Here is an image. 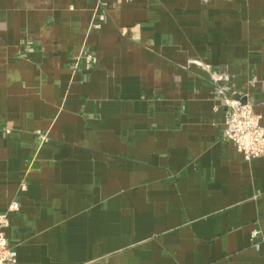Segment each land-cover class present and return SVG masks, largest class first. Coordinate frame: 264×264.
<instances>
[{
    "label": "crops",
    "instance_id": "0c3cea01",
    "mask_svg": "<svg viewBox=\"0 0 264 264\" xmlns=\"http://www.w3.org/2000/svg\"><path fill=\"white\" fill-rule=\"evenodd\" d=\"M228 96L264 126V0H0L13 264H264V156L221 137Z\"/></svg>",
    "mask_w": 264,
    "mask_h": 264
},
{
    "label": "built area",
    "instance_id": "2783aa9c",
    "mask_svg": "<svg viewBox=\"0 0 264 264\" xmlns=\"http://www.w3.org/2000/svg\"><path fill=\"white\" fill-rule=\"evenodd\" d=\"M120 2L122 0H114ZM104 6V5H103ZM105 20V14L100 12L90 21L89 29H99ZM86 65L89 67L95 62L92 53L88 51L84 56ZM226 112L224 116V127L221 130V137L231 141L236 150L241 153L245 160L264 156V126L260 124L258 117L254 114L252 105L239 98L228 96L224 98ZM19 208L17 201H11L8 210L13 211ZM9 221L5 213H0V264H13L16 262L17 251L7 243L4 229ZM258 231H251V240H254ZM256 248L258 242H254Z\"/></svg>",
    "mask_w": 264,
    "mask_h": 264
}]
</instances>
